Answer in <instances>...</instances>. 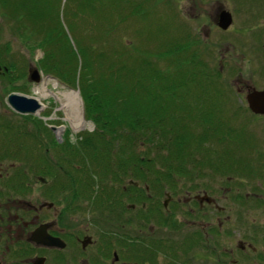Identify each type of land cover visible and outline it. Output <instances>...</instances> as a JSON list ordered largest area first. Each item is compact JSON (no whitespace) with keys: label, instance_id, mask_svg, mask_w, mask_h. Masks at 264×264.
<instances>
[{"label":"trees","instance_id":"obj_1","mask_svg":"<svg viewBox=\"0 0 264 264\" xmlns=\"http://www.w3.org/2000/svg\"><path fill=\"white\" fill-rule=\"evenodd\" d=\"M127 4L131 7L132 2ZM0 6L8 13L5 17L15 22L17 32L34 29L44 51L39 61L42 71L79 88L85 117L95 124V130L83 134L76 146L54 140L59 150L52 166L45 156H39L37 163L33 160L32 170L54 183L56 196L52 200L69 192L70 198H86L99 213L111 214L133 203L136 197L131 199L129 193L144 192V186L159 197L176 189L175 175L183 176L180 181L188 184L194 181L193 176L222 169L217 160L221 144L237 146L242 140L233 133L238 127L234 126L236 117L228 116L224 109L228 101L235 106L229 111L240 109L231 97L235 93L224 70L209 66L202 51L207 46L194 34L188 32L181 44H161L152 52L144 42L123 45L112 34L89 30L79 41L74 40L76 52L61 18L60 0H0ZM122 20L106 22L110 27ZM87 34L93 35L90 44L84 40ZM3 60L0 67L8 72L17 70ZM29 122L50 132L39 120L31 118ZM16 124L8 122L0 129L7 134L6 155L25 149L17 143L16 132L21 134L22 129ZM10 135L14 137L12 145ZM237 168L230 165L229 174ZM14 179L24 193V171H17ZM128 180L140 186L123 189ZM74 191L78 195L72 194ZM143 200L148 203L146 196Z\"/></svg>","mask_w":264,"mask_h":264},{"label":"flooded vegetation","instance_id":"obj_2","mask_svg":"<svg viewBox=\"0 0 264 264\" xmlns=\"http://www.w3.org/2000/svg\"><path fill=\"white\" fill-rule=\"evenodd\" d=\"M223 11L229 10L219 6L214 16L217 28L227 36L241 32L232 14L229 29L219 28ZM253 19L251 28L263 30L264 12L262 18ZM258 33L245 40V48L256 38V44L264 46V36ZM245 87L244 93V86H237L231 96L240 109L227 111L228 116L236 117L234 126L238 127L233 133L242 140L237 146L221 144L217 160L222 169L193 176L194 181L188 184L180 181L183 176L175 175L176 189L159 197L152 196L149 187L144 186V192L129 193L131 199L136 197L133 203L111 214L99 213L95 204L77 197L76 191L71 193L77 198L64 192L58 200H52L56 196L54 183L42 177L47 199L30 204L22 196L27 197L31 189L27 186L21 193L14 179L18 170L3 174L0 168V264H264V115L249 109L246 97L254 88L248 84ZM1 155L6 156L4 151ZM230 165L238 166L232 174L228 172ZM236 177L237 186L232 182ZM127 185L140 186L128 180L122 184L123 189ZM145 196L148 203L143 200ZM57 207L64 208L68 216L90 213L92 218L88 217V224L82 219L76 232L64 227L62 232L57 231L61 218L54 221L48 215ZM235 214L238 222L233 221ZM44 225L49 236L65 245L63 248L31 240Z\"/></svg>","mask_w":264,"mask_h":264},{"label":"rangeland","instance_id":"obj_3","mask_svg":"<svg viewBox=\"0 0 264 264\" xmlns=\"http://www.w3.org/2000/svg\"><path fill=\"white\" fill-rule=\"evenodd\" d=\"M53 1L58 2L59 0ZM107 1L60 0L61 18L73 49L76 52L77 49L74 40L79 41L80 36L89 32V30L99 34H112L123 45L127 43L133 46H139L144 42L148 44L152 52L156 51L161 44L170 42H178L181 44L189 32L202 41L204 46H207L202 51L206 58L209 59V66L216 67L217 69L223 66L225 80L229 81V85L232 88L231 92L236 93V87H242L243 85L245 93L247 90L245 87L246 84L256 90L264 87V46L261 42L256 44V38L249 44L250 46L245 48L246 39L258 35V32H261L264 36V27L261 31H259L261 28H257L258 32L254 28H251L255 22L253 19L254 16L255 18L259 17V19L262 18L264 0ZM130 2H132L131 7L127 4ZM105 3L106 5L103 7ZM219 6L231 12L236 23V29H241V32L238 31L239 33H236L240 34L241 38L235 33L227 36L217 28L214 22V16ZM94 12L95 15L93 14ZM6 14L8 13L0 8V60L4 59L5 61H3L7 65L12 64L17 70L8 72L6 68L3 69L2 67L0 70V129L5 123H17L15 125L17 129L20 127L22 129L21 134H19V131L16 132L19 135L17 143L25 146V149L21 153L16 152L14 154L11 151L8 155L3 156L4 159L2 161L0 160V168L3 174H13L17 170L18 174H20L22 170L24 171L26 175L24 183L26 187L28 186L31 189V193H28L27 197L22 196V200H27L30 204L34 205L36 200L39 202L47 198L45 184L40 182L42 175H38L32 170L34 167L33 160L37 163L39 156H45V159H48V165L52 166L57 160L55 151L59 150L54 145V140L62 145L70 142L71 145L76 146L82 141L83 134L92 133L95 130V124L85 117L84 102L79 88L73 89L64 84L59 78L42 71L39 61L44 57V51L40 48V38L36 34H33L35 33L34 29H31V31L17 32L14 29L15 22L7 19L5 17ZM129 14L133 15L130 16ZM122 18L124 20L119 25H110L108 27L107 22L112 21L113 23H117ZM246 19L250 20L246 21V23L242 22V20ZM92 36L89 37V34H87L84 40L90 44L93 42L91 39ZM208 53L210 57L207 56ZM30 69H37L40 73L41 80L44 77L48 78V89L55 94H49V98L42 99L46 105L44 111L40 114L25 115V117H28L26 120L23 117L24 115L16 113L11 108L8 104V96L11 94H20L32 98L35 95L34 88L41 80L39 83L30 81ZM238 81H241V83ZM61 91H74L78 93L80 109L85 120L89 122V126L85 129L75 133L69 122L66 121L65 112L61 108V103L57 100L56 96ZM224 109H235L234 103L228 101ZM31 118L43 122L44 126L50 129V132L44 131L42 125L37 126L35 122L34 124L33 122H29ZM248 118L252 117L249 115ZM252 125L256 126L255 124ZM259 126L262 127L263 125ZM52 128H55V130ZM57 128H62L63 131L61 134L57 133ZM5 140H7V134H5V131H2L0 132V148L2 149H4ZM8 141L14 142V137L10 135ZM11 142L9 145H12ZM36 144L41 146L39 147ZM26 146L28 147L26 148ZM3 151L0 150L1 158H3L1 155ZM237 180V177L232 178V182H235V184L238 183ZM232 182L230 185L233 184L232 187H234L235 184ZM236 188L234 187V189ZM63 210L64 208L57 207L52 213H48V215L53 217L54 221L61 218L62 222L59 224L60 226L58 225L59 227H56L57 231L62 232V228L64 227L66 231L69 230L72 233L78 229L82 219H86L88 224V217L92 218L90 213H86L85 216L80 217L76 214L74 216H72L73 214L68 216ZM248 216L251 217V215ZM233 221L238 222L237 214L233 216ZM262 223H264L263 219Z\"/></svg>","mask_w":264,"mask_h":264},{"label":"water","instance_id":"obj_4","mask_svg":"<svg viewBox=\"0 0 264 264\" xmlns=\"http://www.w3.org/2000/svg\"><path fill=\"white\" fill-rule=\"evenodd\" d=\"M232 24V15L229 11H223L220 15L219 28L223 31L229 29ZM1 70V67H0ZM29 80L39 83L41 80L40 73L37 69L29 70ZM246 101L249 109L256 115H264V89H253L248 92ZM8 104L18 114L21 115H34L40 110L41 105L33 98H28L20 94H11L8 96ZM55 130V128H52ZM44 182L43 179H40ZM168 202L165 201V205ZM46 226H41L33 235L31 240H35L38 244L61 247L65 245L58 239L49 236L46 232Z\"/></svg>","mask_w":264,"mask_h":264},{"label":"bare ground","instance_id":"obj_5","mask_svg":"<svg viewBox=\"0 0 264 264\" xmlns=\"http://www.w3.org/2000/svg\"><path fill=\"white\" fill-rule=\"evenodd\" d=\"M48 81L49 79L44 77L34 88L35 95L32 98L41 105L37 114H40L46 108V105L43 103L42 99L49 98V94H55L52 91H49ZM56 96L57 100L61 103V108L65 112L66 121L69 122L72 130L75 133L89 126V122L85 120L80 109V99L78 93L74 91H61L56 94ZM62 131V128H57L58 134H61Z\"/></svg>","mask_w":264,"mask_h":264}]
</instances>
